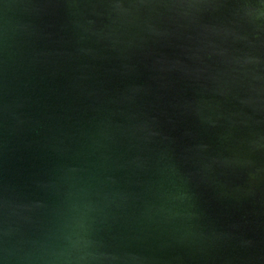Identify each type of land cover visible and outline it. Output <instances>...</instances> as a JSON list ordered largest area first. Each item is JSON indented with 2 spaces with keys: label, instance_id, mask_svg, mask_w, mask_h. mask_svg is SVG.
Instances as JSON below:
<instances>
[{
  "label": "water",
  "instance_id": "95a60500",
  "mask_svg": "<svg viewBox=\"0 0 264 264\" xmlns=\"http://www.w3.org/2000/svg\"><path fill=\"white\" fill-rule=\"evenodd\" d=\"M0 264H264V0H0Z\"/></svg>",
  "mask_w": 264,
  "mask_h": 264
}]
</instances>
